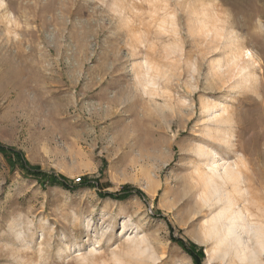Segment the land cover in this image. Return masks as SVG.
I'll return each mask as SVG.
<instances>
[{
    "label": "rangeland",
    "instance_id": "rangeland-1",
    "mask_svg": "<svg viewBox=\"0 0 264 264\" xmlns=\"http://www.w3.org/2000/svg\"><path fill=\"white\" fill-rule=\"evenodd\" d=\"M0 146V264H264V0H0Z\"/></svg>",
    "mask_w": 264,
    "mask_h": 264
},
{
    "label": "trees",
    "instance_id": "trees-1",
    "mask_svg": "<svg viewBox=\"0 0 264 264\" xmlns=\"http://www.w3.org/2000/svg\"><path fill=\"white\" fill-rule=\"evenodd\" d=\"M0 153L5 155L13 165L17 164L18 167L20 168V171L23 174L28 175V176H32V177L37 178V179H42L46 182L51 183L52 185L58 184V185H61L65 188H69V186L64 181L58 180L53 174L46 173V172L40 171L38 169H31L30 167H27L23 163L22 157L19 155V153H16L11 149H8V148L2 147V146H0ZM179 243H180V241H179Z\"/></svg>",
    "mask_w": 264,
    "mask_h": 264
},
{
    "label": "bare ground",
    "instance_id": "bare-ground-1",
    "mask_svg": "<svg viewBox=\"0 0 264 264\" xmlns=\"http://www.w3.org/2000/svg\"><path fill=\"white\" fill-rule=\"evenodd\" d=\"M217 155V153L214 150H211V152L207 153L206 155H204V163H209L210 161H212L214 159V157ZM212 168V167H211ZM212 170V169H211ZM207 172V171H206ZM229 176L231 175H225L224 177H222V179L225 181L227 179H229ZM236 178H234L235 180ZM223 181V182H224Z\"/></svg>",
    "mask_w": 264,
    "mask_h": 264
}]
</instances>
